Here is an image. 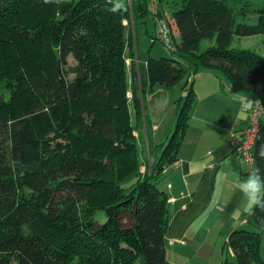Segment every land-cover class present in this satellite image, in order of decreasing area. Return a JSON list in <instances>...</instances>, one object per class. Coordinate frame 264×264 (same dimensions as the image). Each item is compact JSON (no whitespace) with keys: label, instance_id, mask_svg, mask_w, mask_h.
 Returning a JSON list of instances; mask_svg holds the SVG:
<instances>
[{"label":"trees","instance_id":"trees-1","mask_svg":"<svg viewBox=\"0 0 264 264\" xmlns=\"http://www.w3.org/2000/svg\"><path fill=\"white\" fill-rule=\"evenodd\" d=\"M159 1L123 0L126 10L113 12L109 0H0V264H169L157 182L188 124L189 79L210 70L264 107V51L231 46L264 33V8ZM255 12L262 19L245 20ZM148 17L168 56L139 58L135 28ZM160 22L177 31L168 43L156 36ZM183 78L173 131L155 145L146 99ZM260 123L252 154L264 177ZM56 137L65 140L46 153ZM60 190L70 193L56 200ZM247 222L224 244L235 261L221 264H264V211L251 209Z\"/></svg>","mask_w":264,"mask_h":264},{"label":"crops","instance_id":"crops-1","mask_svg":"<svg viewBox=\"0 0 264 264\" xmlns=\"http://www.w3.org/2000/svg\"><path fill=\"white\" fill-rule=\"evenodd\" d=\"M149 4L157 5L155 0ZM189 80L194 98L188 124L175 161L157 182L167 197L166 257L169 264H220L225 241L232 231L247 227L251 211L238 181L255 168L236 153L232 137L246 125L252 100L210 70ZM187 82L183 78L170 88L157 84L148 95L153 144L165 143L173 131L177 100Z\"/></svg>","mask_w":264,"mask_h":264},{"label":"rangeland","instance_id":"rangeland-1","mask_svg":"<svg viewBox=\"0 0 264 264\" xmlns=\"http://www.w3.org/2000/svg\"><path fill=\"white\" fill-rule=\"evenodd\" d=\"M155 1L157 3V7L161 8L160 1L159 0H155ZM248 2H249L248 7L250 6V7L258 8V9L264 8V0H248ZM258 16H259L258 13L255 12L251 14L245 20L251 23L253 21H256L257 18H260ZM154 28H155V23L151 17L146 18L144 23L136 24L135 33H136V38H137L138 56L140 59H147L149 57L157 58L160 56L169 55L167 48L159 40H156L154 42L151 41L150 33L154 30ZM169 30L172 32V34H174L172 31V28H169ZM209 44H210L209 40L207 39L202 40L200 43V48L205 49ZM231 46L239 47V48H244V47L253 48L259 52H263L264 51V33H259L254 36L235 37ZM68 64L70 65L74 64V60L71 56L68 57ZM263 119H264V116H263ZM139 137H140L139 138L140 145L143 146L142 148L145 151L146 146L145 144L142 145L141 143L143 142L144 138L141 135ZM59 140H62L64 142L65 139L64 138L58 139V137H56L54 140H49V142L46 143V153H49L50 150L54 149L53 147L55 146V143ZM154 150L155 152H157L156 148H154ZM152 156H155L154 153ZM47 162H49V160ZM49 168H50V165H49ZM49 168H48V172H51L52 170ZM21 190L25 193H30L32 189L28 186L23 185L21 187ZM64 190H69L70 192L71 191L74 192L70 187H67ZM69 191L68 192L63 191V190L56 191L54 192V198L56 200L63 199L65 198L64 195H67L70 193ZM262 257H263V253H262ZM224 260L228 262L235 261V257L233 256V253L230 250H226L223 252V255L220 260V264ZM199 264H202V263H199Z\"/></svg>","mask_w":264,"mask_h":264},{"label":"built area","instance_id":"built-area-1","mask_svg":"<svg viewBox=\"0 0 264 264\" xmlns=\"http://www.w3.org/2000/svg\"><path fill=\"white\" fill-rule=\"evenodd\" d=\"M156 36L163 42H169V29L163 22H160ZM263 114L264 107L257 100H252L246 125L239 133L234 134L232 137L236 153L251 165L254 164L252 152L254 145L260 137V122Z\"/></svg>","mask_w":264,"mask_h":264},{"label":"clouds","instance_id":"clouds-1","mask_svg":"<svg viewBox=\"0 0 264 264\" xmlns=\"http://www.w3.org/2000/svg\"><path fill=\"white\" fill-rule=\"evenodd\" d=\"M109 2L113 4L110 9L113 12L126 10L123 0H109ZM257 156L264 159V144L259 146ZM238 187L249 209L259 208L264 211V177L260 175L258 168L250 172L246 179L238 181Z\"/></svg>","mask_w":264,"mask_h":264}]
</instances>
